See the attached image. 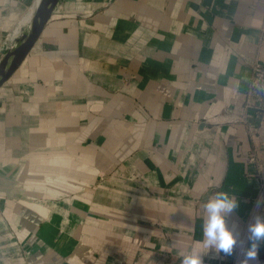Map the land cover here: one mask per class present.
<instances>
[{
  "label": "crops",
  "instance_id": "crops-1",
  "mask_svg": "<svg viewBox=\"0 0 264 264\" xmlns=\"http://www.w3.org/2000/svg\"><path fill=\"white\" fill-rule=\"evenodd\" d=\"M35 2L0 0V58ZM256 58L264 0H59L0 86V264H181L207 252L203 205L221 191L247 247L264 216ZM241 246L204 264H237Z\"/></svg>",
  "mask_w": 264,
  "mask_h": 264
},
{
  "label": "clouds",
  "instance_id": "clouds-1",
  "mask_svg": "<svg viewBox=\"0 0 264 264\" xmlns=\"http://www.w3.org/2000/svg\"><path fill=\"white\" fill-rule=\"evenodd\" d=\"M238 208V200L228 192H216L204 205L202 247L206 253L197 248L184 254L181 264H204L203 257L209 253L227 256L234 254L242 242L238 240V223L229 224L228 219ZM247 247L241 246V259L237 264H253L258 259L259 249L264 241V216L257 215L246 227Z\"/></svg>",
  "mask_w": 264,
  "mask_h": 264
},
{
  "label": "water",
  "instance_id": "water-1",
  "mask_svg": "<svg viewBox=\"0 0 264 264\" xmlns=\"http://www.w3.org/2000/svg\"><path fill=\"white\" fill-rule=\"evenodd\" d=\"M58 1L36 0L30 18L23 25L13 44L0 58V86L11 76L27 55Z\"/></svg>",
  "mask_w": 264,
  "mask_h": 264
},
{
  "label": "built area",
  "instance_id": "built-area-1",
  "mask_svg": "<svg viewBox=\"0 0 264 264\" xmlns=\"http://www.w3.org/2000/svg\"><path fill=\"white\" fill-rule=\"evenodd\" d=\"M254 99L258 101L261 113L259 122L254 127V133L258 141L264 143V61L259 58L254 59L250 65V78L246 90L245 106H251ZM240 117L244 116L234 115L231 116L230 120L236 121ZM259 198H264V182L260 188Z\"/></svg>",
  "mask_w": 264,
  "mask_h": 264
},
{
  "label": "rangeland",
  "instance_id": "rangeland-1",
  "mask_svg": "<svg viewBox=\"0 0 264 264\" xmlns=\"http://www.w3.org/2000/svg\"><path fill=\"white\" fill-rule=\"evenodd\" d=\"M110 174L111 173H106L105 174V176H104V178H110ZM128 176V178H130V182L131 183H134V184H136V186H141L142 185V182H141V176L139 175V174H136V173H132V174H128L127 175ZM93 186H91V187H87V188H85L87 191L85 192L86 194H91V193H89V191L88 190H92L93 188H92ZM140 188H142V187H140ZM63 200V199H62ZM61 199L58 201L59 203H60V201H62ZM56 201V200H55ZM64 201V200H63ZM65 208H66V206H64ZM100 235H99V232H97V235L99 236V237H101V239H97V240H103V241H105V240H107L108 239V237L110 236V233H109V230H107V231H100ZM94 235L96 234V233H93ZM78 235H79V233H78ZM78 235H76V236H73V235H71L70 236V240L69 239H62L61 240V238L59 237V236H55V240H58V242L59 241H61V243H63L64 245H72L73 247L76 245V242H78V238H79V236ZM91 243V242H90ZM92 243H94L93 241H92ZM71 246V247H72ZM88 248H90V249H92L93 247L92 246H87ZM70 248V247H69ZM76 249V248H75ZM75 249L74 248H70V249H68V250H71L72 252L73 251H75ZM78 249V248H77ZM59 253H60V251H58ZM63 252H65V250L63 251ZM71 252V253H72ZM66 253V252H65ZM152 264H155V263H152Z\"/></svg>",
  "mask_w": 264,
  "mask_h": 264
},
{
  "label": "bare ground",
  "instance_id": "bare-ground-1",
  "mask_svg": "<svg viewBox=\"0 0 264 264\" xmlns=\"http://www.w3.org/2000/svg\"><path fill=\"white\" fill-rule=\"evenodd\" d=\"M30 9V8H29ZM31 11H32V9H30ZM31 11L30 12H28L29 14L27 15V17L25 18V20H23V23L28 19V18H30V16H31ZM22 28V27H21Z\"/></svg>",
  "mask_w": 264,
  "mask_h": 264
}]
</instances>
